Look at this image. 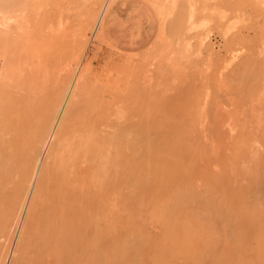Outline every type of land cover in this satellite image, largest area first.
Instances as JSON below:
<instances>
[{
    "label": "bare ground",
    "instance_id": "1",
    "mask_svg": "<svg viewBox=\"0 0 264 264\" xmlns=\"http://www.w3.org/2000/svg\"><path fill=\"white\" fill-rule=\"evenodd\" d=\"M115 1L0 0V264H264V188L256 185L259 166H239L253 147L248 122L239 121L242 118H236L235 110L237 121L231 118L229 124L236 128L221 137L225 155L216 161L215 144L208 147L194 127L198 112L189 104L193 96L190 100L186 96V104L194 110L181 107L184 96L181 106L178 103L185 112H196L189 123L183 119V125H172L177 122H172V114L164 116L171 125L150 118L152 111L141 112L138 118L131 115L135 101L142 103L137 110L144 107L140 99L144 97L131 86L139 80L136 76L148 78V55L140 63L111 55L118 60L112 57L101 70L85 60L91 40L96 47L105 42L107 12ZM147 1L159 19L153 56L170 51L180 61L175 68L181 61L184 65L189 55L191 59L201 53L197 48L207 45L208 26L217 18L215 24L229 19V11L238 15L229 24L220 22L226 25L218 27L227 36L252 18V12H244L248 2L240 8L235 0H231L234 4L230 0ZM249 5L262 10L264 0H249ZM195 31L206 33L198 34V41L192 43ZM239 49L232 55H238ZM191 50H198L197 54ZM259 51V57L245 54L237 74L232 73L237 82L229 84L226 79L225 88L238 100L264 98V46ZM158 58L153 57L161 66L152 67L159 71L164 62ZM229 63L223 68L228 69ZM178 71L177 77L183 73ZM162 73L167 79L171 76ZM161 101L164 105L167 99ZM258 108L257 113L264 111Z\"/></svg>",
    "mask_w": 264,
    "mask_h": 264
},
{
    "label": "rangeland",
    "instance_id": "2",
    "mask_svg": "<svg viewBox=\"0 0 264 264\" xmlns=\"http://www.w3.org/2000/svg\"><path fill=\"white\" fill-rule=\"evenodd\" d=\"M213 1H216V0H213ZM213 1H211V5H213L214 6V2ZM224 1H226V0H224ZM228 1V0H227ZM226 1V3H228V2H230V1H228L227 2ZM240 1V0H239ZM242 1V0H241ZM241 1H240V3H237L238 1L237 0H235V4L237 5H239V7L240 8H243L245 5H247L248 4V6H246L245 7V9H246V11H244V12H247V11H249L250 13H251V15H252V18L249 20V19H247V20H244L243 21V23L241 24V25H239V28H238V26H236L235 28H236V30L234 31L233 29V32H231L230 31V33L228 34L229 36H227L226 34V36L225 35H222V34H224V33H222V29H223V27H225L226 25L223 23V24H220V22H225L226 21V24H229L230 23V18L232 19V17H234L233 19H232V21L233 20H235L237 17L236 16H238V15H236V14H232L231 13V11H229L230 13H228L229 15H227V16H229L230 18L229 19H227V17H226V19L225 20H223V21H219L218 22V24H220V25H218V24H215V23H217V20H218V18L217 17H214V18H217V20H215V22H213L214 23V25H212V27H209L208 26V28H211L210 29V31H209V29H207V28H205V29H207V32H208V34H209V41H208V43H207V45L205 44L203 47H201V48H197L198 50L199 49H201V50H199L201 53H199L200 54V56H199V54H197V51L198 50H191V52L193 51L194 52V54H197L196 56L195 55H193L192 57H191V59H190V57L189 56H191V55H189L187 58H184L185 60V62H184V65L182 64V61H181V66L179 65H177L176 66V68H175V66H174V63H178V62H180L179 60H177V62L175 61V59H173L174 58V54L173 53H171L170 51H168V52H166L165 51V53H162V55H158V56H153L154 55V47H153V45H154V43H155V36L157 35V33H158V30H159V19H158V17H157V14H156V11L154 10V8H153V6L147 1V0H116L112 5H111V7L108 9V12H107V17H106V23H107V25H108V27H109V32H108V35H107V37H106V39H105V42H103V43H101V48L100 47H96V46H94V43H95V41H92L91 40V42L89 43V46H88V48H87V51H86V58H85V60H89L90 62H91V64H92V67L93 68H96V70H101V68H104V66L106 65V63L110 60H112L113 58V60H118L119 58H123L122 56H124V58H130V59H134L133 61H134V63H140V61H141V59H142V57L144 56V55H148V57H147V61L145 60V62H147L146 63V69H148L149 68V70H147V72H146V74L148 75V78H151V79H148L147 78V76L145 77V78H143V79H141V77L142 76H136V77H139V78H137V79H139V80H136L135 82H137V83H133L132 82V85H133V87L131 86V88L134 90L133 92L135 93L136 91H138V92H136L137 94H139L140 96H143L144 97V99L143 98H141L140 97V99H142L141 101L143 102V106L144 107H146L147 109H145L144 107H142V105H141V107L143 108V110H141V111H139L140 110V108H139V106H140V104H142L139 100H137V101H135L136 100V97H133L132 98V101H135L134 102V105L132 106L133 107V109H135V110H133L132 108H131V111H133V112H131L130 114L131 115H133L134 117H137L138 118V115H140V113L141 112H143V113H148V115H149V112L150 111H152L151 113H153V115H151L150 114V118H152L153 120H155L156 122H158V123H163V124H169V125H171V123L173 122V121H177V122H173L172 123V125H180V123H182L181 125H183L184 124V120H187L186 122H188L189 123V121H191L190 119L193 117V110H194V108H195V111H196V108H197V111L196 112H198V113H196L197 114V117H198V119H196L195 117V120L197 121L198 120V124H196L194 121V127H196V125H197V128L199 129V131H197L198 132V137L200 138V136H202L200 139H201V141H205L204 143H206L207 144V146L209 147V145H210V147H214V144H215V147L213 148V150L214 151H212V152H214L213 153V155H214V159L217 161V160H219V158H220V156H222V155H225V153L223 152L224 150H223V148L220 146V145H222V144H219L220 143V139H221V137H225L227 134V132L229 131L230 133L231 132H234L233 130L236 128V127H232V125H230L229 123H231V118H233L232 119V122H233V120H234V122H235V120L237 121V119L236 118H238V116L240 117L241 116V118L242 119H240L239 118V121H241V120H245V122L247 123V128H248V130H249V137L250 138H252V143H253V145H251V141L249 142V144L251 145V146H253L252 147V149H251V151H254L255 149L254 148H257V150L256 151H254V153L253 152H251L250 150H248V152L250 151V155L249 156H247V157H249V158H244V159H241L242 161H239V166L242 168H246L247 166H248V168H250L249 167V165L251 166V164L253 165V167H254V165L255 164H257L258 166H259V176H258V182H259V184L256 182V185H257V187L258 188H264V184H262V183H264V160H262V161H260V159L259 158H261L262 159V157H264V134H262V133H264V121H260L259 123H260V125H256V124H258V121H259V119H264V114H261V112H264V111H262L261 109H264V103H261V101L262 100H264V98H250V99H247V100H245V99H241L240 98V100H238V98H237V96L235 97V95H233V92H231L230 91V88H229V90L227 91V89L225 88V87H227L226 86V83L228 84V82L230 81V83L229 84H232L234 81H236L237 82V76H235L234 77V75L233 74H237V72H238V67H239V65H240V63L242 62V61H244V56H245V54L247 55H249V56H252V57H257V55H258V53L259 52H261V51H259V49H261L262 48V46H264V45H262V43H264V28H262V27H264V21H262V20H264V9H260V8H257V10L255 11V7H254V5H249V0H244L245 1V4L244 5H242V7L240 6L244 1H242V3H241ZM218 2V1H217ZM217 2H215V3H217ZM219 2H220V0H219ZM218 2V3H219ZM246 2H248L247 4H246ZM217 3V4H218ZM222 3V2H221ZM221 3H219V5H217V4H215L216 6H220V4ZM231 3H232V1H231ZM234 3H232V4H234ZM251 3V2H250ZM232 4H230V5H232ZM252 4V3H251ZM223 5V4H222ZM229 5V4H228ZM250 6H253L254 8L252 9ZM260 11H259V10ZM244 10V9H243ZM243 10H242V12H243ZM251 10V11H250ZM240 11H241V9H240ZM254 11V12H253ZM262 11V12H261ZM249 12H248V14H249ZM233 16H232V15ZM239 14V13H238ZM236 15V16H235ZM241 15V14H240ZM239 15V16H240ZM258 16H259V19L260 20H258L257 18H258ZM261 16V17H260ZM251 17V16H250ZM256 20V21H255ZM248 23V24H245L246 22ZM250 22V23H249ZM212 23V24H213ZM258 23V24H257ZM250 24V25H249ZM256 24V25H255ZM223 25V27L221 28V27H218V26H222ZM254 26V27H253ZM241 27V28H240ZM256 28V29H255ZM213 29V30H212ZM238 29V30H237ZM249 29V30H248ZM261 29V30H260ZM201 31H202V29H200ZM200 30H198V31H200ZM218 30V31H217ZM224 30V29H223ZM198 31H195L194 33L196 34V32H198ZM221 31V32H220ZM241 32V34H238V33H240ZM194 33H193V35L191 36L192 38H191V42L193 43V41H195V40H193V39H196V41H198L197 39H199V37L197 38V35L199 34L200 36H202L201 34H204V33H206V31L205 32H203V33H198V34H196L195 36H196V38H194L193 36H194ZM219 33H221V34H219ZM237 33V34H236ZM198 35V36H199ZM224 36V37H223ZM222 37V38H221ZM233 37V38H232ZM244 37H246L247 38V40H246V42L244 41L246 38H244ZM240 38V39H239ZM249 38V39H248ZM226 41H225V40ZM234 41H233V40ZM244 39V40H243ZM109 42V43H108ZM142 42H146L144 45L143 44H141L140 45V43H142ZM229 44H227V43ZM250 42V43H249ZM93 43V44H92ZM195 44V43H194ZM211 46H210V45ZM261 44V45H260ZM198 45V44H197ZM196 45V46H197ZM226 45V46H225ZM236 45V46H235ZM238 45V46H237ZM209 46V47H208ZM160 47H162V45L160 46ZM227 47V48H226ZM231 47V48H230ZM234 47V50H232V48ZM245 47V48H244ZM256 47V48H255ZM93 48H95V49H93ZM114 48V49H113ZM196 48V47H195ZM206 48V49H205ZM210 48V49H209ZM212 48V49H211ZM235 48H240L239 50V52H238V55H236V56H233L232 55V53H235ZM257 48H259L258 50H257ZM192 49H194V48H192ZM226 49V50H225ZM227 49H228V51L230 52H227ZM252 49V50H251ZM115 52H114V51ZM205 50H207L208 52H210V50L212 51L211 52V54L210 53H208V52H206ZM242 50H243V52H242ZM117 51V52H116ZM112 52L114 53V54H112ZM241 52V53H240ZM245 52V53H244ZM111 53V54H110ZM122 53V54H121ZM239 53H240V55H239ZM244 53V54H243ZM257 53V54H256ZM95 54V55H94ZM115 54H117V58H115L116 56H115ZM120 56H119V55ZM201 54H202V56H201ZM227 54V55H226ZM111 55H114L115 57H111ZM127 55H129V57H127ZM209 55H211L210 57H209ZM247 55V56H248ZM262 55H264V54H262ZM131 56H134L133 58H131ZM162 56V57H161ZM164 56V57H163ZM205 56H207V57H205ZM230 56V57H229ZM260 55H258V57H259ZM153 57H154V59H158L159 61H160V59L158 58V57H160V58H162L161 59V63L162 62H164V63H162V65L164 66V67H162V69L164 68V70L162 71V69L160 68V67H158V68H160L159 69V71L158 70H156V65H158V66H161V65H159L158 64V62L159 61H157V60H155V61H157V62H155L154 61V59H153ZM200 57H201V59H200ZM214 57V58H213ZM246 57V56H245ZM90 58V59H89ZM112 58V59H111ZM136 58V59H135ZM152 58V59H151ZM202 60V62H204V60H205V62L202 64V65H200L199 66V64H201L202 62L199 60ZM203 58H205V59H203ZM225 58H227V59H225ZM232 59V61H231V59ZM107 59V60H106ZM183 59V58H182ZM186 59H189L190 61L188 62V60H187V62H186ZM198 60L197 62H200V63H197L196 62V60ZM210 59V60H209ZM226 61H225V60ZM241 59H243V60H241ZM137 62H136V61ZM149 60V61H148ZM152 60V61H151ZM163 60V61H162ZM181 60V59H180ZM209 60V61H208ZM224 60V61H223ZM241 60V61H240ZM195 61V62H194ZM215 61H217V62H215ZM228 61V63H229V61H230V63H229V65H228V69L225 67V68H223V66H225V63ZM150 62V63H149ZM152 62H154V63H152ZM194 62V63H193ZM211 62H213V63H211ZM109 63V62H108ZM157 63V64H156ZM188 63V64H187ZM205 63L206 64H208V66L207 65H205ZM215 63V64H214ZM237 63H238V65H237ZM155 64V67H152L153 65ZM214 64V65H213ZM199 67H198V66ZM213 65V67L212 68H210L211 66ZM221 65V66H220ZM138 66V65H137ZM136 66V67H137ZM152 67V68H151ZM182 67H184V69H186V70H184ZM197 67V68H196ZM200 67H202V69L200 68ZM209 67V68H208ZM157 68V69H158ZM193 68V69H192ZM196 68V69H195ZM207 68V69H206ZM214 68V69H213ZM221 68V69H220ZM166 69V70H165ZM180 69H182L181 70V72H183L182 74H179V73H181V72H179L180 71ZM206 71V72H204V70ZM210 69H212V70H210ZM225 69V70H224ZM230 69H231V71H230ZM95 70V69H94ZM150 70H152V71H150ZM157 72H159V73H157ZM160 70H161V73L162 74H164V73H166L165 75L167 76L168 74L167 73H170L171 74V76H168L169 78H174L175 80H170L169 78L167 79V77H165V76H163V75H161L160 74ZM175 70H179L178 71V77L176 76L177 74H175L177 71H175ZM202 70V72H200ZM209 70H210V72H209ZM224 70V71H223ZM226 70H229V73L226 71ZM154 71V72H153ZM165 71V72H164ZM167 71V72H166ZM189 71H191V72H189ZM237 71V72H236ZM156 72V73H155ZM187 72V73H186ZM189 72V73H188ZM194 72V73H193ZM199 72V73H198ZM227 72V73H226ZM231 72V73H230ZM153 73V74H152ZM191 73V75H189ZM201 73V74H200ZM206 73H208L207 74V79L210 81H208L207 79L205 80V78H206ZM225 73V74H224ZM233 73V74H232ZM160 76H159V75ZM169 74V75H170ZM229 74V75H228ZM160 77V80L158 79V77ZM199 75L201 76L202 75V77H199ZM209 75V76H208ZM211 75V76H210ZM213 75V76H212ZM222 75V76H221ZM225 75H227L226 77H224ZM176 76V77H175ZM193 76V77H192ZM195 76V77H194ZM198 76V77H197ZM230 76V77H229ZM223 77V78H222ZM227 77L229 78L227 81H226V79H227ZM233 77H234V79H233ZM157 78V79H156ZM200 78V79H199ZM225 78V79H224ZM232 78V80H230ZM148 79V80H147ZM184 79V80H183ZM187 79H188V81H187ZM204 81H203V80ZM133 80V79H132ZM132 80H130V81H132ZM135 80V79H134ZM201 80H202V82H201ZM156 81V82H155ZM159 81V82H158ZM207 81H208V86H207ZM223 83H222V82ZM226 81V82H225ZM233 81V82H232ZM183 82V83H182ZM198 82V83H197ZM225 82V83H224ZM131 83V82H130ZM139 83V84H138ZM182 83V84H181ZM139 86H138V85ZM180 84H181V86H180ZM204 84H206V85H204ZM186 85V86H185ZM190 85V86H189ZM212 85V86H211ZM135 86V87H134ZM139 88H138V87ZM189 86V87H188ZM211 86V87H210ZM223 86V87H222ZM185 87V89L188 91V93H187V95L186 94H182V93H186L187 91H185L183 88ZM215 87V88H214ZM219 87V88H218ZM178 88V89H177ZM214 89V91L212 90V89ZM222 88V89H221ZM132 89H130V90H132ZM210 91H209V90ZM226 89V90H225ZM144 90V91H143ZM177 90V91H176ZM183 90V91H182ZM197 90V91H196ZM216 90V91H215ZM179 91V95L177 94V93H175V92H178ZM192 92V94H191V92ZM199 91V92H198ZM224 91H227V92H224ZM140 92V93H139ZM142 92L143 93H145L144 95H146V96H144V95H142ZM182 92V93H181ZM207 94H206V93ZM208 92H210V94L208 93ZM213 92L215 93V95L213 94ZM231 92V93H230ZM191 95H190V94ZM202 93H204L203 95H202ZM180 94L182 95V97L180 96ZM200 94H201V96H200ZM206 94V95H205ZM226 94H228V95H226ZM135 96H136V94H134ZM178 95V96H177ZM195 95L197 96V97H195ZM208 95H209V97H208ZM231 95V96H230ZM183 96L185 97V103L183 104V106H181V102L182 101H184V98H183ZM186 96H188V100H190V98L192 99V96L194 97L190 102H189V104H191V105H193V106H195L194 108H193V106L191 107V105H189L193 110H191V112L190 111H188V112H185V110L187 111V109L189 108V106L186 104ZM189 96H190V98H189ZM202 98H200V97ZM139 97V96H138ZM137 97V98H138ZM160 99H159V98ZM210 97H212V98H210ZM215 97V98H214ZM235 97V98H234ZM261 97H264V96H261ZM175 98V99H174ZM198 98V99H197ZM200 98V99H199ZM207 98V100L205 101V99ZM233 98L235 99V100H233ZM159 99L160 101H157V100ZM167 99V102H166V104H162V102L164 103V101H161V100H166ZM183 99V100H182ZM209 99V100H208ZM254 99H259V100H261L260 101V103L258 102L259 100H257L256 101V103H254L255 102V100ZM195 100H197L195 103H194V101ZM199 100H201V102L199 101ZM204 100V101H203ZM229 100V101H228ZM254 100V101H253ZM131 101V102H132ZM155 101H157L156 103H155ZM173 101H174V103H173ZM238 101V102H237ZM243 101H244V103H243ZM130 102V103H131ZM153 102L155 103V104H153ZM159 102V103H158ZM170 102L172 103V104H174V105H172V104H170ZM180 102V106L181 107H184V105H186V107H188V108H186V107H184L185 108V110H183V109H180V106H179V103ZM187 102V103H188ZM192 102V103H191ZM240 103V104H236V103ZM261 105V107H260V105H258V103ZM262 102H264V101H262ZM168 103H169V105H168ZM197 103V104H196ZM205 104V106L204 107H202L204 104ZM208 103V104H207ZM232 103V104H231ZM158 104V105H157ZM179 106V110H183L182 112H184V113H181V112H179V114H180V117L178 116L179 114H176V111L178 112L179 110H177V108H176V106L177 105ZM235 104V105H234ZM249 104V105H248ZM131 105V104H130ZM135 105H137V106H135ZM207 105V106H206ZM232 105L234 106V107H232ZM245 105V106H244ZM256 105V106H255ZM231 106V107H230ZM251 106H254V108L253 107H251ZM135 107V108H134ZM163 107H165V108H163ZM171 107H173V108H171ZM199 107V108H198ZM206 107V108H205ZM238 107V110L237 109H234V108H237ZM241 107H245L244 109H242ZM259 107V108H258ZM137 108H139V110H137ZM162 108L163 109H165V111H166V113H165V115H164V110H163V112H162ZM171 108V109H170ZM202 108V109H201ZM241 108V109H240ZM252 108V109H251ZM257 108L258 109H260L261 111L259 112V113H257V111H259V110H257ZM170 109V110H169ZM206 109V110H205ZM233 109H234V111H233ZM248 109V110H247ZM251 109V110H250ZM157 110V111H156ZM159 110V111H158ZM202 110V112H200ZM207 112V115H205V111ZM225 110V112H223ZM230 112H229V111ZM235 110L236 111H238L237 112V114H236V116L234 115L235 113ZM241 110H244L243 112H242V114H240V112H241ZM203 111L205 112V113H203ZM227 111V112H226ZM157 112V113H156ZM161 114H160V113ZM169 112H172V113H170L169 114ZM190 112V113H189ZM250 112H253L254 114H256V116L258 115V120H256L257 119V117H254V118H250L249 117V114H251ZM189 113V114H188ZM194 113V114H195ZM199 113H202L201 114V116H199L200 114ZM216 113V114H215ZM244 113V114H243ZM159 114V115H158ZM172 114V116H174L175 117V119L173 120V118H172V122L170 121V120H167L169 117H170V115ZM190 116V117H188V115ZM195 114V115H196ZM224 114V115H223ZM232 114V116L230 117V115ZM147 115V114H146ZM166 115H169V117L168 118H165V117H167ZM177 115V116H176ZM183 115V116H182ZM194 115V116H195ZM221 115V116H220ZM163 116V117H162ZM165 116V117H164ZM186 116V117H185ZM202 116H207L206 118L205 117H202ZM218 116V117H217ZM220 116V117H219ZM228 116H229V118H228ZM189 118V120L188 119H186V118ZM214 117V118H213ZM217 117V118H216ZM234 117H236L235 119H234ZM248 117H249V119H250V121H249V119H248ZM170 118V119H171ZM200 118H201V120H202V122L200 121ZM219 118V119H218ZM224 118V119H223ZM246 118V119H245ZM162 119V121H160ZM181 119V120H180ZM184 119V120H183ZM227 119H229L228 121H227ZM247 119H248V121H247ZM180 120V121H179ZM183 120V121H182ZM193 120V119H192ZM205 120L207 121V122H205ZM168 121H170V122H168ZM200 121V122H199ZM214 121V122H213ZM224 121V122H223ZM230 121V122H229ZM238 121V122H239ZM180 122V123H179ZM185 122V123H186ZM213 122V123H212ZM219 122L220 123H222L221 125L219 124ZM179 123V124H178ZM188 123H186L187 124V127L189 126V125H191V126H193V124H191V122H190V124H188ZM202 123V124H201ZM209 123H211V127H210V125L209 126H207ZM215 123V124H214ZM224 123H225V125H224ZM228 123V124H227ZM199 124H201V126H199ZM205 124V125H204ZM214 124V125H213ZM219 124V125H218ZM184 126H186V125H184ZM191 126H189V127H191ZM221 126V127H220ZM224 126H225V128H224ZM228 126V127H227ZM223 127V128H222ZM214 128H218L216 131H215V129ZM230 128H232V129H230ZM226 129V130H225ZM228 129V130H227ZM232 130V131H231ZM258 131V132H257ZM201 132H203V134L201 133ZM206 132H207V134L208 135H206ZM228 132V133H229ZM257 132V133H256ZM260 132V133H259ZM214 133V134H213ZM224 133V135L223 136H221V134H223ZM202 134V135H201ZM262 134V135H261ZM206 136V138L205 137H203V136ZM259 135V136H258ZM217 136V137H216ZM259 137V138H258ZM204 138H205V140H204ZM217 139V140H216ZM219 140V141H218ZM210 141V142H209ZM212 145H211V144ZM205 144V145H206ZM209 144V145H208ZM254 146H256V147H254ZM218 147H221V148H219V150H221V151H219V153L221 154H219L218 153ZM250 147V146H249ZM249 147H248V149H249ZM251 148V147H250ZM254 149V150H253ZM217 153H216V152ZM257 152V153H256ZM216 153V154H215ZM253 153V154H252ZM257 154V156H258V158H257V156H256V154ZM253 155H255V157L253 156ZM252 156V157H251ZM255 159H254V158ZM245 159H248V161H246ZM257 159H259L258 160V163H259V161H260V163L261 164H258L257 163ZM246 162H244V161ZM246 165H245V164ZM249 163H251V164H249ZM242 168V169H243ZM248 168H246V169H248ZM261 172V173H260ZM261 182V183H260ZM257 188V189H258ZM259 190V189H258ZM216 234H217V232H215Z\"/></svg>",
    "mask_w": 264,
    "mask_h": 264
}]
</instances>
